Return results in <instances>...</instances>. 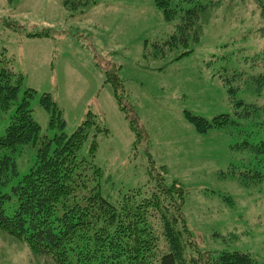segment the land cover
I'll return each instance as SVG.
<instances>
[{
    "label": "rangeland",
    "instance_id": "1",
    "mask_svg": "<svg viewBox=\"0 0 264 264\" xmlns=\"http://www.w3.org/2000/svg\"><path fill=\"white\" fill-rule=\"evenodd\" d=\"M174 3L183 10L203 6L198 8L199 40L181 57L171 53L150 59L148 49L172 34L178 23V18H166L157 0H96L77 9L67 8L65 0H0V50L23 76L17 83L21 97L26 89L35 91L31 109L42 136L70 135L89 114L107 130L94 127L79 152L89 158L96 141L92 159L101 170L103 197L117 204L134 189H148L152 159L155 167H165L167 184L186 189L185 220L202 251L250 253L264 264V181L247 184L255 179H245L242 172L254 160L264 161L259 151L242 145L247 132L253 142L264 140L261 2ZM110 70H117L123 85L117 92L107 81ZM44 93L60 109L63 128L58 119L57 126L51 125L55 113L41 103ZM239 101L255 109L252 126L240 122L246 107ZM123 107L133 110L147 142L138 138L131 113ZM222 113L235 121L206 132L198 131L187 115L212 121ZM8 123L9 115L2 114L0 136ZM36 155L34 145L16 155L21 176ZM233 166L236 173L227 174ZM0 264L47 263L0 231Z\"/></svg>",
    "mask_w": 264,
    "mask_h": 264
},
{
    "label": "trees",
    "instance_id": "2",
    "mask_svg": "<svg viewBox=\"0 0 264 264\" xmlns=\"http://www.w3.org/2000/svg\"><path fill=\"white\" fill-rule=\"evenodd\" d=\"M95 2L65 0V6L77 9ZM260 2L264 15V0ZM157 4L168 20L178 18V23L172 34L148 49L150 59L190 53L199 40L198 8L203 6L183 10L174 0H157ZM22 79L14 71L12 59L0 50V118L9 115L6 133L0 136V231L25 243L34 257H41L47 264H258L250 253L202 251L185 220L186 189L180 183L167 184L165 167H155L152 159V185L148 189H134L117 204L103 197L98 184L101 170L92 159L96 141L91 143L89 158L80 157L79 152L94 127L107 130L101 129L89 114L70 135L62 131L54 138L42 136L31 109L35 91L26 89L21 97L17 83ZM107 81L116 92L123 88L117 70L107 72ZM41 103L55 113L51 125L57 126L58 119V126L63 128L65 122L51 94L44 93ZM237 104L246 107L240 122L252 126L256 115L251 113L255 109L242 101ZM126 111L128 116L131 113L130 123L138 138L147 142L148 134L133 110ZM187 115L200 132L234 120L228 113L218 114L212 121ZM250 134L247 132L242 145L264 157V140L253 142ZM27 145H34L37 155L34 165L21 176L16 155ZM234 169L226 173L234 174ZM242 172L245 179H255L247 184L262 182L264 161L254 160ZM8 186L10 191L4 189Z\"/></svg>",
    "mask_w": 264,
    "mask_h": 264
}]
</instances>
